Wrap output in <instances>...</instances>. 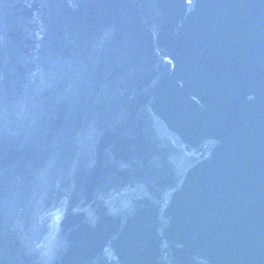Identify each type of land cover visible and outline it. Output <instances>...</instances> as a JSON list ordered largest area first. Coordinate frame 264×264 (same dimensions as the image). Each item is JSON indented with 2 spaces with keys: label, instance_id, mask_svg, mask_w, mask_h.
Masks as SVG:
<instances>
[{
  "label": "water",
  "instance_id": "95a60500",
  "mask_svg": "<svg viewBox=\"0 0 264 264\" xmlns=\"http://www.w3.org/2000/svg\"><path fill=\"white\" fill-rule=\"evenodd\" d=\"M46 3L0 0V154L24 112L82 118L101 131L88 160L105 163L88 184L104 174L124 194L95 200L94 215L80 184H10L11 159L0 264H80L100 243L82 264L263 260L264 0ZM11 141L24 153L27 139Z\"/></svg>",
  "mask_w": 264,
  "mask_h": 264
}]
</instances>
